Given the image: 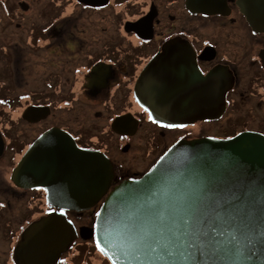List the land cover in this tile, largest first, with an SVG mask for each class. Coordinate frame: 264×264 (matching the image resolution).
Instances as JSON below:
<instances>
[{"label":"flooded vegetation","instance_id":"1","mask_svg":"<svg viewBox=\"0 0 264 264\" xmlns=\"http://www.w3.org/2000/svg\"><path fill=\"white\" fill-rule=\"evenodd\" d=\"M101 2L5 0L0 7V160L11 166L8 174L0 167V264H17L14 251L24 231L61 211L49 204L46 188L12 181L25 153L52 129L105 154L114 166L113 186L142 177L179 140L264 135V28H256L251 14L264 22L263 0ZM174 38L192 46L201 76L219 91L212 102L213 108L216 100L225 103L219 117L165 128L139 104L136 82ZM33 107L41 112L24 117ZM101 204L66 211L78 238L55 264H78L84 253L92 264H110L95 238L80 234L95 226Z\"/></svg>","mask_w":264,"mask_h":264},{"label":"water","instance_id":"2","mask_svg":"<svg viewBox=\"0 0 264 264\" xmlns=\"http://www.w3.org/2000/svg\"><path fill=\"white\" fill-rule=\"evenodd\" d=\"M101 1L81 0L97 6L105 3ZM193 7L201 10L202 5ZM251 14L255 17L253 21L256 19V28H264L257 12ZM213 89V84L200 74L192 46L174 38L143 69L135 95L153 120L184 125L222 114L224 101L216 100L218 107H212L213 97L219 94ZM202 95L207 98H201ZM199 101L207 102V109H201ZM38 112L40 108H29L24 117ZM194 158H203L233 183L256 191L258 197L264 189V135L260 133L242 132L229 139L179 140L141 178L126 180L111 189L114 166L105 154L80 148L60 129L46 132L15 167L12 181L22 188H46L49 204L61 211L49 213L24 231L14 251L17 264H55L78 238L65 212L90 210L102 200L95 227L80 228L82 238L99 240L111 264H146L144 257L134 251L131 219L136 209L125 207L122 198L128 189L144 184L148 177L170 164L180 165Z\"/></svg>","mask_w":264,"mask_h":264},{"label":"snow or ice","instance_id":"3","mask_svg":"<svg viewBox=\"0 0 264 264\" xmlns=\"http://www.w3.org/2000/svg\"><path fill=\"white\" fill-rule=\"evenodd\" d=\"M122 202L136 209L134 251L146 264H264V189L258 197L203 158L170 164ZM96 247L107 255L99 240Z\"/></svg>","mask_w":264,"mask_h":264},{"label":"rangeland","instance_id":"4","mask_svg":"<svg viewBox=\"0 0 264 264\" xmlns=\"http://www.w3.org/2000/svg\"><path fill=\"white\" fill-rule=\"evenodd\" d=\"M35 1H36L37 3H40V2H41V0H35ZM68 1H72V0H68ZM1 2H2V4H1ZM4 2H5V0H1V1H0V7H1V8L4 7ZM41 7H42V5H41ZM1 13H2V12H0V14H1ZM0 167H1L2 171H3V173H5V174H8V172L10 171V168H11L10 163H9L7 160H3V161L0 160ZM0 237L3 238V233H2L1 228H0ZM90 244H91V243H90ZM92 244H93V243H92ZM83 249H85V250H89V251H94L95 246H94V245H90V246H89L88 244H85L84 247H83ZM84 257H85V259L89 262L88 264H92V259H89V256L86 255L85 253H84L83 255L78 256L77 259H76V262H77L78 264H83L82 260L84 259ZM105 263H106V262H105Z\"/></svg>","mask_w":264,"mask_h":264},{"label":"trees","instance_id":"5","mask_svg":"<svg viewBox=\"0 0 264 264\" xmlns=\"http://www.w3.org/2000/svg\"><path fill=\"white\" fill-rule=\"evenodd\" d=\"M102 254V253H101Z\"/></svg>","mask_w":264,"mask_h":264}]
</instances>
